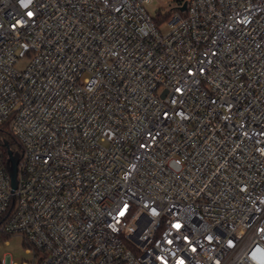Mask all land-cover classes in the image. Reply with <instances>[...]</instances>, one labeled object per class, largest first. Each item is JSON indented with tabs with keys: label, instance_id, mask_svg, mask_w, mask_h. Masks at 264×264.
Returning <instances> with one entry per match:
<instances>
[{
	"label": "built area",
	"instance_id": "obj_1",
	"mask_svg": "<svg viewBox=\"0 0 264 264\" xmlns=\"http://www.w3.org/2000/svg\"><path fill=\"white\" fill-rule=\"evenodd\" d=\"M2 125L31 264H264V0H0Z\"/></svg>",
	"mask_w": 264,
	"mask_h": 264
},
{
	"label": "rangeland",
	"instance_id": "obj_2",
	"mask_svg": "<svg viewBox=\"0 0 264 264\" xmlns=\"http://www.w3.org/2000/svg\"><path fill=\"white\" fill-rule=\"evenodd\" d=\"M160 30L164 33L167 31V26L161 25ZM28 61L29 58L24 57L15 64V67L22 70ZM7 254L11 262L15 264H31L34 257L31 251H27V245L20 235L0 236V260L4 259Z\"/></svg>",
	"mask_w": 264,
	"mask_h": 264
},
{
	"label": "trees",
	"instance_id": "obj_3",
	"mask_svg": "<svg viewBox=\"0 0 264 264\" xmlns=\"http://www.w3.org/2000/svg\"><path fill=\"white\" fill-rule=\"evenodd\" d=\"M4 141L7 142V146L4 144ZM7 149H11L19 156L20 145L18 141L12 136L8 127L2 125L0 126V151L3 154L4 160L7 159Z\"/></svg>",
	"mask_w": 264,
	"mask_h": 264
},
{
	"label": "water",
	"instance_id": "obj_4",
	"mask_svg": "<svg viewBox=\"0 0 264 264\" xmlns=\"http://www.w3.org/2000/svg\"><path fill=\"white\" fill-rule=\"evenodd\" d=\"M4 144L7 146V142L4 141ZM19 156L14 153L11 149H7V159H6V168L11 180V187L15 189L16 187V173H17V162Z\"/></svg>",
	"mask_w": 264,
	"mask_h": 264
},
{
	"label": "snow or ice",
	"instance_id": "obj_5",
	"mask_svg": "<svg viewBox=\"0 0 264 264\" xmlns=\"http://www.w3.org/2000/svg\"><path fill=\"white\" fill-rule=\"evenodd\" d=\"M29 2H30V0H29ZM27 14H28L29 17H31V16L33 15V13H31V12H29V13H27ZM177 91H179V89H178ZM121 214H123V213H121ZM175 227L179 228L180 225L177 224V225H175Z\"/></svg>",
	"mask_w": 264,
	"mask_h": 264
}]
</instances>
